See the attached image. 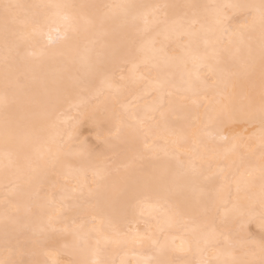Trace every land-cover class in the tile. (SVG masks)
Segmentation results:
<instances>
[{"label":"snow or ice","instance_id":"snow-or-ice-1","mask_svg":"<svg viewBox=\"0 0 264 264\" xmlns=\"http://www.w3.org/2000/svg\"><path fill=\"white\" fill-rule=\"evenodd\" d=\"M0 264H264V0H0Z\"/></svg>","mask_w":264,"mask_h":264},{"label":"bare ground","instance_id":"bare-ground-1","mask_svg":"<svg viewBox=\"0 0 264 264\" xmlns=\"http://www.w3.org/2000/svg\"><path fill=\"white\" fill-rule=\"evenodd\" d=\"M25 2H32V0H25ZM70 2L75 3H96V2H112V0H70ZM117 2H120V0H117ZM143 2H151V0H143ZM170 2H183V0H170ZM81 131L83 133V137H88L90 141H93L95 139V132L89 125H83L81 128ZM169 148L172 147L171 144L168 145ZM250 230L252 232H256V226L251 225Z\"/></svg>","mask_w":264,"mask_h":264}]
</instances>
